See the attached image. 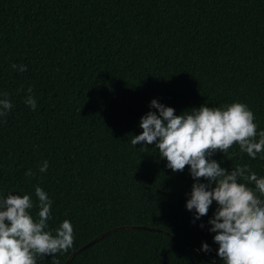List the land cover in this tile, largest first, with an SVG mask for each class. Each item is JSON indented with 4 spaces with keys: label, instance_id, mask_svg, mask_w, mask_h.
Masks as SVG:
<instances>
[{
    "label": "trees",
    "instance_id": "trees-1",
    "mask_svg": "<svg viewBox=\"0 0 264 264\" xmlns=\"http://www.w3.org/2000/svg\"><path fill=\"white\" fill-rule=\"evenodd\" d=\"M29 87L36 110L24 103ZM4 92L13 107L0 117V197L35 205L39 186L52 201L49 230L73 227V247L37 264L74 253L68 264H211L194 249L202 243L222 264L207 223L215 202L193 222L188 168L173 173L130 135L153 99L177 115L240 102L264 130V0H0ZM262 156L233 145L212 159L264 177Z\"/></svg>",
    "mask_w": 264,
    "mask_h": 264
},
{
    "label": "clouds",
    "instance_id": "clouds-1",
    "mask_svg": "<svg viewBox=\"0 0 264 264\" xmlns=\"http://www.w3.org/2000/svg\"><path fill=\"white\" fill-rule=\"evenodd\" d=\"M11 67L27 70L25 65ZM24 103L32 110L37 108L31 87ZM12 107L9 93H0V117H6ZM149 107L156 111L140 118L142 131L130 135L131 144H143L141 150L154 145L173 173L188 168L194 183L185 208L194 213L193 222L206 216L215 202L207 223L222 264H264V177L247 164H237L229 171L212 159L216 152L228 153L233 145L250 159L264 153V130L257 131L253 112L240 102L219 107L201 105L179 115L155 99ZM47 168L45 160L39 172ZM34 175L31 169L25 172V176ZM35 196V205L28 194L0 197V264H37V257L54 256L73 247L71 222L64 220L53 233L48 226L52 201L39 186L35 187ZM34 207L35 218L31 214ZM200 251L207 254L212 249L202 243Z\"/></svg>",
    "mask_w": 264,
    "mask_h": 264
},
{
    "label": "water",
    "instance_id": "water-1",
    "mask_svg": "<svg viewBox=\"0 0 264 264\" xmlns=\"http://www.w3.org/2000/svg\"><path fill=\"white\" fill-rule=\"evenodd\" d=\"M129 229L132 230V229H142V228H140V227H122V228H120L119 230H129ZM108 233H109V232H106V233H104V234H102V235L96 237L95 239H93L92 241H90L88 244H86L85 246H83L81 249H79L77 252L83 250L85 247H88V246L92 245L94 242L100 240L101 238H103L104 236H106ZM178 246L180 247L179 244H178ZM190 248H191V246L188 245L187 250H189ZM195 249L198 251V253L200 254V258H202L203 260H205V261H209L211 264H219V262L216 261V260L210 261V260L206 259V258L200 253V251H199L197 248H195ZM74 254H75V253H74ZM74 254H72V255L69 257V259H68L64 264H68V262H69V261L72 259V257L74 256Z\"/></svg>",
    "mask_w": 264,
    "mask_h": 264
}]
</instances>
